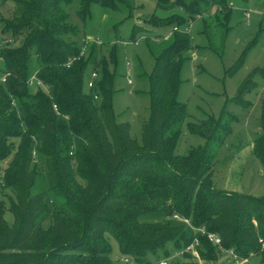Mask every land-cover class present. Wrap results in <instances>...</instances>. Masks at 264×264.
<instances>
[{"label":"trees","instance_id":"trees-1","mask_svg":"<svg viewBox=\"0 0 264 264\" xmlns=\"http://www.w3.org/2000/svg\"><path fill=\"white\" fill-rule=\"evenodd\" d=\"M14 1L12 17L0 21L11 39L0 42L7 75L0 82V264H111L110 237L121 255L139 264H151L149 255L171 256L195 238L201 262L186 254L170 264H233L221 260L218 248L197 231L203 227L218 234L225 248L242 257L255 252L264 264V194L218 189L212 181L218 154L212 144L228 137L230 120L209 116L189 122L188 130L206 144L187 155L176 153L186 113L178 95L191 47L187 30L208 9L206 0H158L165 8L179 7L187 19L173 17L177 25L161 40L146 37L155 65L141 143L114 113L116 44L110 48L111 41L88 39L84 30L88 43L77 45L78 27L69 12L73 0ZM210 1L217 12L205 28L213 24L224 35L231 7L226 0ZM133 2L79 0L77 14L84 21L98 5L113 11L124 6L132 16ZM141 30L134 25L132 35ZM246 53L231 74L240 70ZM35 72L44 85L31 92L28 80ZM92 72L97 76L88 87ZM255 87L251 72L238 97ZM261 108L263 132L254 139L253 153L264 166V97ZM39 166L48 190L34 192Z\"/></svg>","mask_w":264,"mask_h":264},{"label":"rangeland","instance_id":"rangeland-1","mask_svg":"<svg viewBox=\"0 0 264 264\" xmlns=\"http://www.w3.org/2000/svg\"><path fill=\"white\" fill-rule=\"evenodd\" d=\"M226 1L231 7V15L224 35L213 24L205 28V21H209L217 12V6L212 5L210 0H206L209 6L203 15L189 22L187 32L191 47L181 70L182 85L178 95L185 104L186 113L176 153L187 155L192 147L206 144L205 138L188 130L189 122L200 123L209 116L216 120L229 119L231 133L224 141L212 144L218 153L214 166V185L219 189L261 196L264 194V166L253 154L252 147L254 139L263 132L264 0ZM14 4V0H9L5 5H0V21L12 17ZM133 6L135 10L129 16V10L124 6L120 7V11H113L94 5L91 16L83 21L77 14L79 0H73L69 12L70 21L78 27L74 36L78 46H83L84 30L89 35L88 39L94 36L100 42L111 41L110 48L116 44L117 63L112 67L116 73L112 96L114 113L117 121L130 125L132 137L141 143L143 124L151 113L149 77L155 65L146 37L155 36L161 40L177 25L171 21L173 17L180 16L184 20L187 17L179 7L165 8L158 0H134ZM247 11L251 14L249 22L245 18ZM156 19H161L158 21L161 23H153ZM134 25H140L142 30L133 36ZM7 38H10V34L3 32L0 27V42ZM134 38L138 39V44L132 41ZM21 41L13 42V46L19 45ZM103 51L108 52V49L104 46ZM244 51L247 53L242 67L231 74L230 68ZM33 66L37 69L38 63L34 61ZM3 71L4 63L0 58V82ZM251 72L256 87L240 99L238 89ZM29 90L34 92L36 87L31 86ZM227 113L234 115L235 119ZM36 168L38 174L34 192L48 190L42 177L45 171L43 166ZM6 218L11 221L13 215L7 212ZM108 240L111 264H139L134 259L124 261L126 256L120 254L117 241L111 237ZM176 253L173 252V255ZM163 258L164 255L159 253L149 255L148 260L151 264H158ZM250 262L258 264L259 257L251 258Z\"/></svg>","mask_w":264,"mask_h":264},{"label":"built area","instance_id":"built-area-1","mask_svg":"<svg viewBox=\"0 0 264 264\" xmlns=\"http://www.w3.org/2000/svg\"><path fill=\"white\" fill-rule=\"evenodd\" d=\"M245 18L247 20V22L250 21L251 18V14L250 12H245ZM11 39H6L4 42H10ZM84 43L87 44L88 40L84 39ZM135 44H138V40H136L134 42ZM84 53L85 51V47H83L82 50ZM74 59H70L68 62V65H70L72 63ZM6 76L5 75L2 78V81L6 80ZM97 76L96 72H92L90 79L87 82V86L88 87H92L93 86V82H94V78ZM28 84L30 86H35V87H39V86H43V82L37 77V72H35L30 79L28 80ZM56 111L58 112L57 106H54ZM177 217V216H176ZM186 222L189 223V220L184 219ZM197 231L201 232L202 234H205L207 236V238L209 239L210 242H212V244L214 246H216L221 254V260H226L227 262H231L233 264H247L250 262V259L256 256L255 252H250L249 257H242L240 256L234 248H225L223 246L222 243V238L214 233V232H208L204 227L197 229ZM260 243H261V247L262 249H264V240L260 239ZM200 245V241L199 238H195L191 244H189L187 247H185L184 249L180 250L179 252H177L175 255H171L168 257H165L161 260L158 261V264H170L174 259H176L178 256L180 259H182L183 257H185L186 254H190L192 256L193 260H197L201 262V256H200V252L198 249V246ZM178 255V256H177ZM124 261H129L128 258H124Z\"/></svg>","mask_w":264,"mask_h":264},{"label":"crops","instance_id":"crops-1","mask_svg":"<svg viewBox=\"0 0 264 264\" xmlns=\"http://www.w3.org/2000/svg\"><path fill=\"white\" fill-rule=\"evenodd\" d=\"M252 151H253V147H252ZM254 154V153H253ZM261 163V162H260ZM214 174V173H213ZM212 181H213V175H212ZM213 184H214V182H213ZM215 186V185H214ZM216 187V186H215ZM217 188V187H216ZM219 189V188H218ZM223 190H227V191H237V190H229V189H223ZM237 192H241V191H237ZM244 193V192H243ZM247 194H251V193H247ZM252 195H254V194H252ZM255 196H257V195H255Z\"/></svg>","mask_w":264,"mask_h":264}]
</instances>
